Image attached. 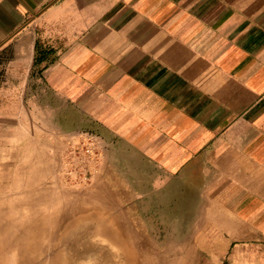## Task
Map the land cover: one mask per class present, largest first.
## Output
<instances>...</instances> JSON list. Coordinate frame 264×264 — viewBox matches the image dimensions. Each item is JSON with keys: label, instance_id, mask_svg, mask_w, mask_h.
<instances>
[{"label": "crops", "instance_id": "1", "mask_svg": "<svg viewBox=\"0 0 264 264\" xmlns=\"http://www.w3.org/2000/svg\"><path fill=\"white\" fill-rule=\"evenodd\" d=\"M6 105L203 163L238 264H264V0H0L2 123Z\"/></svg>", "mask_w": 264, "mask_h": 264}, {"label": "rangeland", "instance_id": "2", "mask_svg": "<svg viewBox=\"0 0 264 264\" xmlns=\"http://www.w3.org/2000/svg\"><path fill=\"white\" fill-rule=\"evenodd\" d=\"M5 109V252L22 236L46 264H238L244 236L224 231L221 211L209 209L203 163L163 168L96 123L51 132L19 119L18 105Z\"/></svg>", "mask_w": 264, "mask_h": 264}, {"label": "bare ground", "instance_id": "3", "mask_svg": "<svg viewBox=\"0 0 264 264\" xmlns=\"http://www.w3.org/2000/svg\"><path fill=\"white\" fill-rule=\"evenodd\" d=\"M5 200V199H4ZM12 203V202H11ZM19 214V213H18ZM20 216V215H19ZM2 219V218H1ZM2 220H0L1 222ZM3 223V222H2ZM33 225V224H32ZM19 227V226H18ZM8 228V227H7ZM3 228H1L0 230V237L1 239L4 237V234L3 232L5 230H2ZM17 229V228H16ZM31 230V229H30ZM40 230V229H39ZM41 231V230H40ZM61 232V231H60ZM51 234V233H50ZM33 237V236H32ZM31 237V238H32ZM34 238V237H33ZM0 239V240H1ZM23 239L24 237H20L18 239L15 240V244L13 245V250L14 251H11V252H5V249H2V246H0V264H46L47 261H43V260H39L36 259V255L35 253L38 252V247L35 248L33 245H32V249L29 248V246L27 247L26 246V243L23 242ZM34 240H38L37 238H34ZM27 242V241H26ZM37 242V241H36ZM44 242V241H43ZM42 242V243H43ZM14 243V241H13ZM38 244V243H37ZM3 245V243H2ZM42 246V245H41ZM6 248V247H5ZM43 248V247H42ZM46 248V246H45ZM11 250V249H10ZM9 251V250H8ZM61 251H62V254L64 257L67 256L68 254V251L66 249V247L64 248H61ZM22 254L24 259L25 260H22ZM41 254V253H40ZM46 256V255H45ZM39 257V256H38ZM49 257V255H48ZM67 257H70L71 258V255L70 256H67ZM43 258V257H42ZM83 260H85V257H84V254L82 256ZM69 260V259H68ZM67 260V261H68ZM66 261V260H65Z\"/></svg>", "mask_w": 264, "mask_h": 264}]
</instances>
